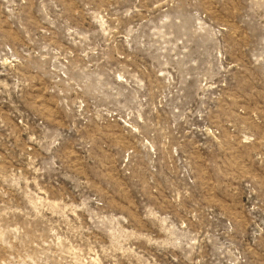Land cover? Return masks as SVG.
<instances>
[{
	"label": "rangeland",
	"instance_id": "374dc122",
	"mask_svg": "<svg viewBox=\"0 0 264 264\" xmlns=\"http://www.w3.org/2000/svg\"><path fill=\"white\" fill-rule=\"evenodd\" d=\"M0 264H264V0H0Z\"/></svg>",
	"mask_w": 264,
	"mask_h": 264
}]
</instances>
